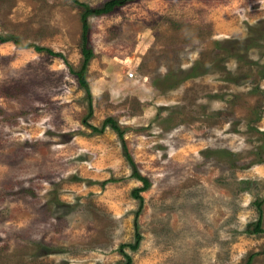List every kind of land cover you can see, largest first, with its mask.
<instances>
[{
    "label": "rangeland",
    "instance_id": "1",
    "mask_svg": "<svg viewBox=\"0 0 264 264\" xmlns=\"http://www.w3.org/2000/svg\"><path fill=\"white\" fill-rule=\"evenodd\" d=\"M107 1L0 0V264H264V0Z\"/></svg>",
    "mask_w": 264,
    "mask_h": 264
},
{
    "label": "trees",
    "instance_id": "2",
    "mask_svg": "<svg viewBox=\"0 0 264 264\" xmlns=\"http://www.w3.org/2000/svg\"><path fill=\"white\" fill-rule=\"evenodd\" d=\"M129 1H133V0H109L106 3H104V5L99 8V9H92L89 7H86L84 14L82 15V38H83V45L81 48V54L83 56V62H82V66L80 68V70L78 72H76V76L79 82L80 87H82L86 93V95L89 97V87L85 81V78L83 76L84 70H85V66L87 64V61L91 58L92 56V52L91 50H89L88 47H86V35H87V17L90 15H103L106 13L111 12L112 10H114L116 7L122 6L123 4L129 2ZM15 43V42H14ZM34 49L36 51H41L43 50L42 48L36 47L34 46ZM48 51V50H46ZM50 54H54V55H59V54H55L52 51H48ZM105 123L110 124V126H112V129L119 132V136L121 137V132L119 131V128L114 125V122L111 119H107L105 120ZM105 125H102V127L100 129L94 128V130L96 132H102L104 130ZM125 149V148H123ZM130 164L132 165V161L128 158ZM136 178L139 179L143 184V186L137 190H135L134 195L135 197L140 201V203L142 202V198L138 195V192L145 190L148 186H149V182L141 177L138 174H135ZM259 224L260 222L258 221L256 224V232H259ZM140 241V236L139 234H137L135 236V243L132 245H129L130 249L135 250L139 244ZM126 264H130L131 263V258L126 255Z\"/></svg>",
    "mask_w": 264,
    "mask_h": 264
}]
</instances>
